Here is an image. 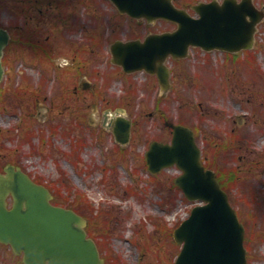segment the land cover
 <instances>
[{
  "label": "rangeland",
  "instance_id": "obj_1",
  "mask_svg": "<svg viewBox=\"0 0 264 264\" xmlns=\"http://www.w3.org/2000/svg\"><path fill=\"white\" fill-rule=\"evenodd\" d=\"M198 1L210 0H175L188 8ZM255 3L264 8V0ZM0 5V25L29 26L24 31L38 25L46 48L37 56L16 40L6 49L0 166L18 162L51 186L56 201L85 215L107 264H172L181 249L174 229L195 202L172 187L181 170L172 166L154 175L145 152L151 141L170 138L166 118L184 122L197 129L204 161L229 181L226 190L246 227L249 264H264V23L255 46L236 55L192 47L183 59L169 58L172 87L161 98L157 77L123 74L111 61L110 45L173 30L174 22L121 14L111 0H0ZM80 74L93 88L83 91L84 122L68 127L57 104L63 87L75 75L80 81ZM122 105L135 123L126 145L103 124L104 110ZM22 256L0 243V264H23Z\"/></svg>",
  "mask_w": 264,
  "mask_h": 264
},
{
  "label": "water",
  "instance_id": "obj_2",
  "mask_svg": "<svg viewBox=\"0 0 264 264\" xmlns=\"http://www.w3.org/2000/svg\"><path fill=\"white\" fill-rule=\"evenodd\" d=\"M113 1L121 12L138 18L178 22L174 31L150 34L144 40H116L111 46L113 62L127 72L146 69L157 73L164 90L170 86L169 67L165 64L170 55L184 57L191 45L207 50L251 48L256 25L263 16L252 0L201 2L193 6L199 17L178 8L173 0ZM9 40V31L0 26V80ZM168 124L173 128L172 141L152 142L147 152L149 168L158 172L177 164L183 173L176 182L186 196L205 201L194 206L175 230L176 240L183 243L175 264H248L245 226L215 171L202 163L194 131L183 124ZM131 125V119L124 115L113 119L119 141L129 140ZM51 198L46 186L35 182L20 167L7 165L5 172H0V242L10 244L15 253L23 252L26 264H104L96 242L87 236L85 218L72 209L53 205Z\"/></svg>",
  "mask_w": 264,
  "mask_h": 264
},
{
  "label": "flooded vegetation",
  "instance_id": "obj_3",
  "mask_svg": "<svg viewBox=\"0 0 264 264\" xmlns=\"http://www.w3.org/2000/svg\"><path fill=\"white\" fill-rule=\"evenodd\" d=\"M72 83L74 85H70L71 87H69L70 90L72 89V92H68L67 96L65 94L60 96V103H58V107L61 109V112L67 115L68 127L71 126L70 122L72 125L74 124V126L77 127L82 121V100L85 101L86 94L83 95L81 92L83 89L81 86V81H78L79 85H76V82L73 79Z\"/></svg>",
  "mask_w": 264,
  "mask_h": 264
},
{
  "label": "trees",
  "instance_id": "obj_4",
  "mask_svg": "<svg viewBox=\"0 0 264 264\" xmlns=\"http://www.w3.org/2000/svg\"><path fill=\"white\" fill-rule=\"evenodd\" d=\"M0 6H2V5H0ZM25 33H26V31H23V32L21 33L20 40H25V41H26V40H27V41L29 40L28 38L24 37V36H25ZM33 35H34V34H33ZM33 35H32L31 33L28 34V36H29L30 39H31V37H32ZM234 173H235L234 171L231 172V177H233V178H234ZM220 180H221V183H222L223 187L226 189V187H227L226 184H228L229 181H226V177H225L223 174L220 175Z\"/></svg>",
  "mask_w": 264,
  "mask_h": 264
}]
</instances>
